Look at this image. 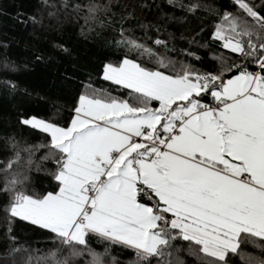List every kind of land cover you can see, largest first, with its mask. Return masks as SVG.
<instances>
[{
	"label": "snow or ice",
	"instance_id": "snow-or-ice-1",
	"mask_svg": "<svg viewBox=\"0 0 264 264\" xmlns=\"http://www.w3.org/2000/svg\"><path fill=\"white\" fill-rule=\"evenodd\" d=\"M12 20L0 264H264V0H29ZM38 67L58 72L43 92Z\"/></svg>",
	"mask_w": 264,
	"mask_h": 264
},
{
	"label": "trees",
	"instance_id": "trees-1",
	"mask_svg": "<svg viewBox=\"0 0 264 264\" xmlns=\"http://www.w3.org/2000/svg\"><path fill=\"white\" fill-rule=\"evenodd\" d=\"M28 4L29 0H0V8H3L7 12V15L0 14V31H6L10 35L15 34L18 38H27L24 30L12 20V16L15 15L17 9L21 11L27 10ZM63 39L75 46L76 51L74 55L80 58L81 63L88 62L89 57L94 51L93 45L90 42L84 41L83 38L78 37L74 33L71 39H69L68 35ZM77 41L79 42L77 43ZM57 75L58 72L55 67L48 69L38 67L30 77V82L34 87L43 92L51 83V79ZM36 107L43 113L44 109L42 106L37 105Z\"/></svg>",
	"mask_w": 264,
	"mask_h": 264
}]
</instances>
